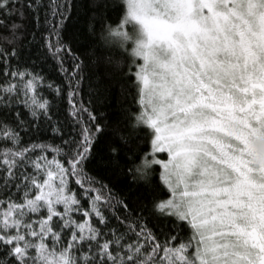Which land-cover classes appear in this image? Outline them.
Masks as SVG:
<instances>
[{
    "label": "snow or ice",
    "instance_id": "1",
    "mask_svg": "<svg viewBox=\"0 0 264 264\" xmlns=\"http://www.w3.org/2000/svg\"><path fill=\"white\" fill-rule=\"evenodd\" d=\"M0 264H264V0H0Z\"/></svg>",
    "mask_w": 264,
    "mask_h": 264
},
{
    "label": "trees",
    "instance_id": "2",
    "mask_svg": "<svg viewBox=\"0 0 264 264\" xmlns=\"http://www.w3.org/2000/svg\"><path fill=\"white\" fill-rule=\"evenodd\" d=\"M84 102H85V103H87V102H88L87 95H85V97H84Z\"/></svg>",
    "mask_w": 264,
    "mask_h": 264
}]
</instances>
